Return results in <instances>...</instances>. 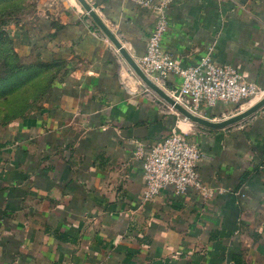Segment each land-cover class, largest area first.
I'll list each match as a JSON object with an SVG mask.
<instances>
[{
    "label": "crops",
    "instance_id": "obj_1",
    "mask_svg": "<svg viewBox=\"0 0 264 264\" xmlns=\"http://www.w3.org/2000/svg\"><path fill=\"white\" fill-rule=\"evenodd\" d=\"M87 2L135 61L144 56L151 11L134 0ZM32 6L0 26L25 67L49 75L23 116L0 124V264H264V107L223 129L183 121L76 0ZM166 14L162 47L182 67L210 47L264 90V0H172ZM179 84L168 74L164 90ZM258 99L199 116L218 121ZM175 128L193 135L214 193L166 188L143 201L132 143L153 145Z\"/></svg>",
    "mask_w": 264,
    "mask_h": 264
},
{
    "label": "built area",
    "instance_id": "obj_2",
    "mask_svg": "<svg viewBox=\"0 0 264 264\" xmlns=\"http://www.w3.org/2000/svg\"><path fill=\"white\" fill-rule=\"evenodd\" d=\"M134 2L139 8L149 10L154 15L146 52L136 62L143 73L162 89L168 74L178 77V89L167 93L185 109L199 115L202 108L219 103L240 108L253 99L264 97V90L246 82L240 71L217 63L210 47L195 65L182 67L162 47L169 28L166 11L172 0ZM237 113L223 114L218 121ZM192 136L175 128L165 139L153 145L140 140L133 141V157L141 162L143 169V201L153 202L166 188L178 196L190 190L202 199L212 197L213 190L201 182L198 173V164L203 154Z\"/></svg>",
    "mask_w": 264,
    "mask_h": 264
},
{
    "label": "water",
    "instance_id": "obj_3",
    "mask_svg": "<svg viewBox=\"0 0 264 264\" xmlns=\"http://www.w3.org/2000/svg\"><path fill=\"white\" fill-rule=\"evenodd\" d=\"M81 8L87 13L91 18L96 27L101 31V33L110 41L114 48L118 51L124 61L128 64L133 73L141 80V82L153 93H155L162 101H164L168 106L174 109L180 116L185 120L196 124L200 127L207 129H223L235 124L242 122L243 120L251 117L256 112L261 110L264 107V97L257 101L255 104L237 113L234 116H231L227 119L221 121H211L205 119L199 115H195L185 109L180 105L175 99H173L164 89L152 82L141 70L135 59H133L126 49L123 47L119 39L114 35V33L103 23L100 17L97 15L94 8L87 2V0H76Z\"/></svg>",
    "mask_w": 264,
    "mask_h": 264
},
{
    "label": "rangeland",
    "instance_id": "obj_4",
    "mask_svg": "<svg viewBox=\"0 0 264 264\" xmlns=\"http://www.w3.org/2000/svg\"><path fill=\"white\" fill-rule=\"evenodd\" d=\"M35 0H30V2H25L24 6H28L29 7H33L32 3ZM24 2V1H23ZM21 4L20 0H16V1H11V6L15 7V5ZM23 6V7H24ZM7 7H9V2H5L0 4V10L6 11L8 10ZM22 7V8H23ZM21 9V8H20ZM6 13V12H5ZM5 16V20L6 22L8 21V17L9 15L4 14ZM8 41L5 38H2L0 41V57L3 58V60L8 61ZM0 80H6V76L7 73L5 71V69L3 70V61L2 59H0ZM16 65H18L20 68L19 70L25 71L26 69H24L23 67H25L26 65L23 64V61H21V59L17 58L16 61ZM27 68V67H26ZM19 73L23 76L17 77L16 80H12V84H14L12 86V84L9 86V88H7L8 86H2L0 87V124H6V123H10V122H14L16 120L20 119V114L25 110V108L28 106L29 102L31 101V78L32 75L29 77L28 73L25 72V75L23 74V72L19 71ZM38 78V76L36 77ZM3 80V81H4ZM2 81V82H3ZM1 82V84H2ZM13 101L11 103H7V101L9 99H12ZM263 97H260L259 99H262ZM258 99V100H259ZM242 110V109H241ZM6 114L7 116L3 117L2 115Z\"/></svg>",
    "mask_w": 264,
    "mask_h": 264
},
{
    "label": "trees",
    "instance_id": "obj_5",
    "mask_svg": "<svg viewBox=\"0 0 264 264\" xmlns=\"http://www.w3.org/2000/svg\"><path fill=\"white\" fill-rule=\"evenodd\" d=\"M11 1H16V0H0V4L2 3H5V2H9V7H7L8 10L6 11H3V10H0V26H3V25H6V20H5V16L4 14L7 13V15H9L8 17H10L9 19L12 18L13 14L15 15L16 13H18L20 10H23V6H24V2L25 0H20L21 1V4H18V5H15V7H12L10 4H11ZM24 1V2H23ZM21 8V9H20ZM6 12V13H5ZM7 18V17H6ZM2 38H5L7 41V37L5 36V34L3 33V29H1L0 27V41ZM8 61L6 60H3V58L0 57V59H2L3 61V70L5 69L6 73H7V76H6V80H0V87L2 86H8L7 88H9V86L12 84V80H16L17 77H20V76H23L19 73V71L23 72V74L25 75V72L32 75L31 78V84L30 87H31V98L34 99L35 97H37L40 92H41V89L43 88V85L45 83V81L47 80L48 78V71L47 70H43L41 68H36L33 66V68H26V67H23L24 69H26L25 71L22 70H19L20 68H17L19 67L18 65H16V61H17V56H15L12 51H11V46L9 44V41H8ZM1 64V62H0ZM29 75V77L31 76ZM38 76V78H36ZM3 81V82H2ZM2 82V84H1ZM15 84V83H14ZM12 84V86L14 85ZM13 101V98L12 99H9L7 101V103H11ZM31 107V104L29 102L28 106L25 108V110L20 114V118L23 116V113L29 108ZM237 108V105L234 106ZM3 117L7 116L6 114H3L2 115ZM1 117V115H0ZM7 124V123H6Z\"/></svg>",
    "mask_w": 264,
    "mask_h": 264
}]
</instances>
